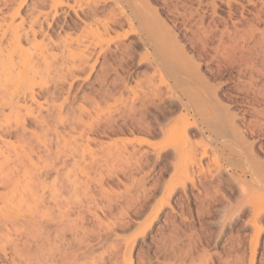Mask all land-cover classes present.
Instances as JSON below:
<instances>
[{
    "label": "rangeland",
    "instance_id": "rangeland-1",
    "mask_svg": "<svg viewBox=\"0 0 264 264\" xmlns=\"http://www.w3.org/2000/svg\"><path fill=\"white\" fill-rule=\"evenodd\" d=\"M7 26L53 96L33 149L0 140V264H264V0H0Z\"/></svg>",
    "mask_w": 264,
    "mask_h": 264
},
{
    "label": "bare ground",
    "instance_id": "bare-ground-1",
    "mask_svg": "<svg viewBox=\"0 0 264 264\" xmlns=\"http://www.w3.org/2000/svg\"><path fill=\"white\" fill-rule=\"evenodd\" d=\"M149 2V1H148ZM64 4L62 1H59V2H56L55 4L52 5V7L54 9L57 8L58 5H62ZM20 6V5H19ZM68 6V5H67ZM51 7V8H52ZM71 7V6H69ZM101 8V7H100ZM80 9V8H79ZM100 10V9H99ZM152 10V9H151ZM155 10V9H154ZM58 12V11H57ZM102 13V12H101ZM88 15V14H87ZM129 18V17H127ZM160 19V18H159ZM39 20V19H38ZM90 20V19H89ZM112 20V19H111ZM129 20V19H128ZM37 21V19L33 20L32 21V24L29 26L30 28V32H25V34H22L20 33L17 29L18 28H14L13 29V32H12V36H13V44L14 46L17 48H21L22 49V44L23 43H29L31 42V39L35 37L36 35V30L33 29V25L34 23ZM77 21V20H76ZM98 21V20H97ZM95 24V23H94ZM103 25V24H102ZM165 26V25H164ZM121 27V26H120ZM9 26H7V28H4L2 29L1 31V36H0V46H1V40L2 38H4L5 34L7 33V31L9 30ZM1 29V28H0ZM11 29V28H10ZM88 31V30H87ZM6 37V36H5ZM88 38V37H87ZM52 39V38H51ZM61 40V39H60ZM69 40V39H68ZM52 41V40H51ZM78 41V40H77ZM98 41V40H97ZM80 42V41H79ZM87 42V41H86ZM96 42V41H95ZM56 43V42H55ZM84 43V41H83ZM10 45V44H9ZM57 46V45H56ZM133 46V45H132ZM33 48V47H32ZM79 48V47H78ZM85 49V48H84ZM131 49V48H130ZM9 50V49H8ZM22 51V50H21ZM61 51V50H60ZM84 51V50H82ZM3 52V49H2V46L0 48V53ZM15 52L14 48L12 51L6 53L7 56L9 57V62L8 63H5L4 65H2L0 63V140L4 141L3 139L6 138V137H16L17 139L19 140H24L27 142V144L29 145L30 148L31 147V144H32V141L34 140V136H36V134H34V132L32 131H29L27 130L28 132H26V127H25V124H31L33 126H37V125H40V124H43V127L45 128L44 124H48L49 123V119L48 117V114L46 116H42L40 115L41 113L40 110L39 112L36 113V108H34V106H32L33 104L37 103L40 105V103L38 102V97H44L45 99H47L46 96H49V93H50V88L49 86L47 85L48 84V81L46 80H36L35 78V75L38 74V71L36 72V67L35 64L33 65L32 62H28V67H24V70L23 71H19V72H16V73H11L14 71V66L16 65L12 59V56H13V53ZM32 52V51H31ZM90 52V51H89ZM23 53H25L26 55H31L32 53H30V50L29 51H23ZM15 54V53H14ZM34 54V53H33ZM81 54V53H80ZM87 54V53H85ZM92 54V53H91ZM89 56H91L90 54H88ZM162 55V54H161ZM19 56V55H18ZM32 57V56H31ZM40 57V56H39ZM83 58V57H82ZM34 59V58H33ZM32 59V60H33ZM28 60H30L28 58ZM31 60V61H32ZM46 60V59H45ZM66 60V59H65ZM97 60V59H96ZM1 61V60H0ZM5 61V60H4ZM68 61V60H67ZM83 61V60H82ZM3 62V60H2ZM6 62V61H5ZM63 62V61H62ZM20 64V63H19ZM61 66V65H60ZM165 66V65H164ZM85 67V66H84ZM89 67V66H88ZM53 69V68H52ZM70 68H68V71H69ZM80 69V68H79ZM60 70V69H59ZM82 70V68H81ZM18 71V70H17ZM62 72V71H61ZM85 72V71H84ZM106 72V71H105ZM37 73V74H36ZM45 73V72H44ZM69 74V73H68ZM179 74V73H178ZM43 75V74H42ZM193 75V74H192ZM60 76V75H59ZM85 77V76H84ZM97 77V76H96ZM58 79V78H57ZM76 80V79H75ZM62 81V80H61ZM50 83V82H49ZM54 84V83H53ZM57 84V83H56ZM39 85V89L36 90V86L38 87ZM59 85V84H58ZM55 86V85H54ZM57 86V85H56ZM108 88V87H107ZM63 89V88H62ZM124 89V88H123ZM127 89V88H126ZM57 90V89H55ZM67 91V90H66ZM121 91V90H120ZM125 91V90H124ZM61 92V91H60ZM52 93V92H51ZM50 93V94H51ZM58 93V92H57ZM123 93V92H122ZM61 94V93H60ZM110 94V93H109ZM52 95V94H51ZM59 95V93L57 94ZM62 95V94H61ZM75 95V94H74ZM53 96V95H52ZM67 96V95H66ZM110 96H112L110 94ZM56 97V96H55ZM104 97V96H103ZM107 98V97H106ZM112 98V97H111ZM106 100V99H105ZM21 101H27L29 102V105H27V103H21ZM81 101V100H80ZM56 102V101H55ZM59 102V101H58ZM35 105L36 107H38L39 105ZM86 105V104H85ZM41 109H42V106H40ZM39 107V108H40ZM7 109L8 113L5 115L3 113H6L4 110ZM78 109V108H77ZM4 111V112H3ZM82 111V109H81ZM93 111V110H92ZM10 112V113H9ZM94 114V113H93ZM10 115L13 117L11 118ZM57 115V114H56ZM82 115V114H81ZM98 115V114H97ZM53 116V115H52ZM51 116V117H52ZM67 116V115H66ZM61 117V115H60ZM94 117V116H93ZM50 118V117H49ZM55 118V117H54ZM53 118V119H54ZM58 119V118H56ZM49 120V121H48ZM60 120V119H59ZM77 120V119H76ZM53 121V120H52ZM58 121V120H57ZM63 121V120H62ZM97 121V120H96ZM52 123V122H51ZM62 124V123H61ZM65 124V123H64ZM77 124V123H76ZM50 125V124H49ZM70 125V124H69ZM72 125V124H71ZM47 126V125H46ZM144 126V125H143ZM146 126V125H145ZM41 127V126H40ZM64 127V125H63ZM67 127V126H66ZM89 127V126H88ZM149 127V126H148ZM42 128V127H41ZM70 128V127H69ZM77 128V127H76ZM85 128V127H84ZM42 130V129H41ZM81 130V129H80ZM117 130V129H116ZM36 131V130H35ZM65 131V130H64ZM85 131V130H84ZM148 131V130H147ZM58 134V133H57ZM110 134V133H109ZM54 135V134H53ZM71 135H74V134H71ZM86 135V134H85ZM72 137V136H71ZM93 139V138H92ZM49 140V139H48ZM62 140V139H61ZM60 140V141H61ZM64 140V139H63ZM144 141V140H143ZM64 142V141H63ZM145 142V141H144ZM9 143V142H8ZM18 143V142H17ZM59 143V142H58ZM82 143V142H81ZM142 143V142H141ZM14 144V143H13ZM62 144V143H61ZM79 144V143H77ZM21 145H22V141H21ZM88 145V144H87ZM8 146V145H7ZM3 147V146H2ZM21 147V146H20ZM37 147V146H36ZM113 147V146H112ZM8 148V147H7ZM11 148V146L9 147ZM39 148V147H38ZM68 148V147H67ZM6 149V148H5ZM0 149V155L5 158L4 160L6 161L8 159L9 156H11V152H9L10 154H7L5 155V151H7V149ZM15 149V146L14 148ZM33 149V148H32ZM31 150V149H30ZM75 150V149H74ZM14 151V150H13ZM29 151V149H28ZM41 151V150H40ZM44 152V151H43ZM42 152V153H43ZM70 152V151H69ZM26 154L28 155L27 151L25 149H23V151L21 152H15L13 155L14 156H20V154ZM71 153V152H70ZM69 153V154H70ZM77 153V152H76ZM41 154V153H40ZM67 154V153H66ZM75 154V152H74ZM33 155V154H32ZM79 155V154H78ZM22 156V155H21ZM37 156V155H36ZM33 157V156H32ZM44 157V156H43ZM75 157V155H74ZM81 157V156H80ZM16 158V157H15ZM14 158V159H15ZM21 159V157H19ZM18 159V161H20V159ZM16 159V160H17ZM66 159V158H64ZM83 159V158H82ZM15 160V161H16ZM8 161V160H7ZM11 161V160H10ZM21 162H23V158L21 160ZM52 162V161H51ZM75 162V161H74ZM20 163V162H18ZM27 163V162H26ZM25 163V164H26ZM24 164V163H23ZM28 164V163H27ZM54 164V163H53ZM76 164V163H75ZM36 165V164H35ZM43 165V164H42ZM52 165V164H51ZM55 165V164H54ZM3 166V165H2ZM1 166V167H2ZM19 166V164H18ZM37 166V165H36ZM28 167V166H27ZM42 167V166H41ZM9 168V167H8ZM34 168V167H33ZM38 168V167H37ZM1 169V168H0ZM15 169V167H14ZM41 169V168H40ZM78 169V168H77ZM6 170V169H5ZM4 170V171H5ZM9 171V169H7ZM18 170V169H17ZM30 170V169H29ZM20 171V170H19ZM56 171V170H55ZM38 172V171H36ZM54 172V171H53ZM59 172V171H58ZM5 173V172H4ZM6 174V173H5ZM47 174V173H46ZM45 174V176L47 177V175ZM1 175V174H0ZM13 175V174H12ZM37 175V174H36ZM2 176V175H1ZM42 176V175H41ZM10 177V176H9ZM8 177V178H9ZM14 178V177H13ZM36 178V177H35ZM39 178V177H38ZM5 179V178H4ZM3 181V180H2ZM71 181V180H70ZM35 183V182H34ZM67 183V182H65ZM5 185V184H4ZM14 187V186H13ZM29 192V191H28ZM30 194V193H29ZM32 195V194H31ZM30 195V196H31ZM44 195V194H43ZM25 196V195H24ZM41 196V195H40ZM44 197V196H43ZM53 198V197H52ZM44 199V198H43ZM50 199V198H49ZM14 200V199H13ZM27 200V199H26ZM47 200V199H46ZM24 201V200H23ZM54 202V201H53ZM13 203V202H12ZM55 203V202H54ZM11 204V203H10ZM43 204V203H42ZM58 205V204H57ZM6 206V204H5ZM36 206V205H35ZM43 206V205H42ZM9 207V205H8ZM42 208V207H41ZM12 210V209H11ZM26 210V209H25ZM32 210V209H31ZM30 210V211H31ZM50 210V209H49ZM39 212V211H38ZM19 214V213H17ZM29 214V213H28ZM43 214V213H42ZM11 215L10 213L9 214H5V218H9ZM69 216V215H68ZM22 217V216H21ZM30 217V216H29ZM31 218V217H30ZM43 218H44V215H43ZM50 218V217H49ZM49 218H46V221H49L47 219ZM62 218V217H61ZM64 218V217H63ZM41 219V218H39ZM56 219V218H55ZM60 219V218H59ZM4 220V219H3ZM10 220V219H9ZM21 220V219H20ZM29 220V219H28ZM31 220V219H30ZM71 220H75V219H71ZM8 221V219L6 220ZM6 221H2L1 220V225L3 224V226H5L4 224H6ZM11 221V220H10ZM18 221V220H17ZM22 221V220H21ZM45 221V220H44ZM43 221V222H44ZM59 221V220H58ZM65 221V220H64ZM77 221V220H76ZM3 222V223H2ZM14 223V222H13ZM17 223V222H16ZM26 223V222H25ZM42 223V222H41ZM52 223V221L50 222ZM56 223V222H54ZM71 223V222H70ZM69 223V224H70ZM76 223V222H75ZM78 223V222H77ZM29 224V222H28ZM0 225V232H3L4 230L1 231V226ZM7 225V224H6ZM26 225V224H25ZM31 225V224H29ZM60 225V224H59ZM67 225V223H66ZM76 225V224H75ZM46 226V225H45ZM71 226V225H70ZM39 227V225H38ZM31 228V227H29ZM27 228V229H29ZM40 228V227H39ZM22 229V228H21ZM37 229V227H36ZM25 230V229H24ZM30 230V229H29ZM32 230V229H31ZM30 230V231H31ZM38 230V229H37ZM36 230V231H37ZM47 230V229H46ZM65 231V230H64ZM16 232V231H15ZM29 232V231H28ZM19 233V232H18ZM32 233V231H31ZM34 233V231H33ZM32 233V234H33ZM39 233V232H38ZM41 233V231H40ZM39 233V234H40ZM4 234V233H3ZM2 234V235H3ZM7 234V233H6ZM15 234V233H14ZM31 234V235H32ZM45 234V233H44ZM5 235V234H4ZM9 235V234H8ZM30 235V236H31ZM40 236V235H39ZM47 236V234H46ZM55 236V235H54ZM3 237V236H2ZM1 237V238H2ZM3 238H6V237H3ZM12 238V236H11ZM38 238V237H37ZM41 238V237H40ZM8 239V238H6ZM19 239V238H17ZM34 239V238H33ZM43 239V238H42ZM50 239V238H49ZM27 240V239H26ZM41 240V239H40ZM46 241V240H45ZM6 242H8V240H6ZM53 242V241H52ZM10 243V241H9ZM26 243V242H25ZM35 243V242H34ZM42 243V242H41ZM40 243V244H41ZM44 243V242H43ZM54 243V242H53ZM5 244V242H4ZM7 245V244H6ZM27 245V244H26ZM47 245V244H46ZM7 246H10V245H7ZM39 246V245H38ZM49 246V245H48ZM53 246V245H52ZM5 247V246H4ZM21 247V246H20ZM23 247V246H22ZM40 247V246H39ZM54 247V246H53ZM59 247V246H58ZM8 248V247H6ZM10 248V247H9ZM8 248V249H9ZM17 248V246L15 247ZM14 248V250H15ZM29 249V248H28ZM54 249V248H53ZM58 249V248H57ZM12 250V249H11ZM64 250V249H63ZM3 251H4V248H3ZM2 251V252H3ZM56 251V250H55ZM8 252V251H7ZM10 252H14L13 250L10 251ZM17 252V251H16ZM22 252V251H21ZM24 252V251H23ZM49 252V251H48ZM4 253V252H3ZM19 253V252H18ZM42 253V252H41ZM15 254V253H14ZM17 254V253H16ZM25 254V253H24ZM28 254V253H27ZM47 254V253H46ZM54 254V253H53ZM4 255V254H3ZM20 255V253L18 254ZM23 255V254H22ZM21 255V256H22ZM26 255V254H25ZM14 256V255H13ZM5 257V256H4ZM20 257V256H19ZM27 257V255H26ZM18 258V257H16ZM23 258V257H22ZM33 258V257H32ZM35 259V258H34ZM48 259V258H47ZM25 261V260H24ZM23 261V262H24ZM16 262V261H15ZM26 262V261H25ZM29 262V261H28ZM41 263V262H40ZM15 264V263H14ZM53 264V263H52ZM63 264V263H62Z\"/></svg>",
    "mask_w": 264,
    "mask_h": 264
}]
</instances>
